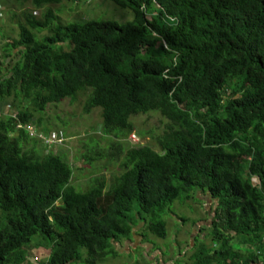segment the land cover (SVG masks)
<instances>
[{
	"label": "trees",
	"instance_id": "1",
	"mask_svg": "<svg viewBox=\"0 0 264 264\" xmlns=\"http://www.w3.org/2000/svg\"><path fill=\"white\" fill-rule=\"evenodd\" d=\"M4 1L43 11L11 7L16 34L0 36V109L16 112L0 115V264H24L31 242L40 264H102L138 223L166 237L161 215L194 190L215 205L212 244L194 238L175 264H264V0H108L131 11L124 22ZM64 99L100 110L84 159L115 162L110 185L98 172L75 190L72 167L43 151L46 107ZM150 112L163 120L156 151L127 141Z\"/></svg>",
	"mask_w": 264,
	"mask_h": 264
},
{
	"label": "rangeland",
	"instance_id": "2",
	"mask_svg": "<svg viewBox=\"0 0 264 264\" xmlns=\"http://www.w3.org/2000/svg\"><path fill=\"white\" fill-rule=\"evenodd\" d=\"M14 4L10 5L4 0H0V6L3 7V16L1 17L0 15V22H3V26H0V36L5 34L3 32H6L9 36H15L16 34L15 26L9 23L13 19L11 7L14 9V12L16 9L19 10V14L23 10L29 9L37 17H40L43 11V8L34 9L30 4H16L17 7L13 6ZM55 5L54 3L51 4V8L60 21H75V19L84 18L89 20L124 22L132 18L131 11L121 9L108 0H74L73 3H70L69 0H61L59 3L60 9H55ZM26 13L27 11L23 12V14ZM46 31V28L41 30L32 29L37 38L41 36L39 33L44 32L42 34L44 35ZM2 42L0 39V46ZM80 99L78 98L77 100ZM98 111L100 112V110H93L85 114L81 111L79 103H77V106L75 102L68 104L67 100L64 99L58 104H49L46 107L45 115H43L45 126L49 129L48 138L55 142V145L48 148L47 151H43L45 153L51 151L60 154L66 163L72 167L70 185L77 191H83L89 184V179L94 178L98 172L102 174L106 184L110 185L113 181L111 177L112 171L116 170V163L110 161L108 157L94 162L85 161L92 154L87 151L88 148L84 144L92 143L91 137L98 142L101 140L99 137V126H97L100 120ZM14 113L15 111L11 115H14ZM161 121L163 120L155 112L132 117L131 122L134 124V130L128 134V143L130 145H147L156 151L154 140L159 134ZM27 131L31 137L40 138V135L32 127H28ZM35 147L36 149H42L41 143H37ZM74 167L75 169L73 170ZM256 183L257 181L252 179V185H256ZM196 192V190L190 192V198L188 199H186L185 194H181L178 199L169 204L164 210L161 219L165 222V228H167L166 238H157L146 231L143 232V236L142 224L136 225L131 231L133 240L129 244L126 243L124 245L122 240H120V243L113 244L115 250L120 255L116 254L114 257L108 256L109 258H105L106 260L102 264H156L158 263L156 261L160 251L163 255H166L171 252H169V249H171L169 247L175 246V240H171V238L177 239L175 242L178 246L182 245L183 248V234L190 230L191 224L196 221H200L198 225V222L193 224L196 225L197 233L206 235L208 232L206 235L207 240L204 237H201L200 240H204L207 244H212L209 228L212 224V213L215 205L210 202L211 199L207 194L201 191ZM206 211L209 212V217H207ZM205 213L206 217L204 216ZM194 232L191 231L189 234ZM33 244L31 242V247H29L27 253V260L24 264H40L47 256V251L45 253L40 252L37 248L34 249ZM163 260L168 261V264H173L176 259L170 256H163L159 263L161 264ZM186 261H188V258L183 260V262Z\"/></svg>",
	"mask_w": 264,
	"mask_h": 264
},
{
	"label": "crops",
	"instance_id": "3",
	"mask_svg": "<svg viewBox=\"0 0 264 264\" xmlns=\"http://www.w3.org/2000/svg\"><path fill=\"white\" fill-rule=\"evenodd\" d=\"M13 111V110H12ZM6 114H8L9 112L7 111V112H5ZM4 113V114H5ZM209 196V195H208ZM210 202H212L213 203V200H210ZM214 204V203H213ZM206 213L208 214L207 215V217H209V212H207L206 211ZM206 213L204 214V216L206 217ZM198 222V223H197ZM194 223H197V225L200 223V221H196V222H194ZM193 223V224H194ZM193 224H191V226H190V230H188L185 234H183V248H182V245H177V243L175 242L177 239H173V238H171V240H175L174 241V244H175V246L173 247V245L172 246H170L169 248H171V249H169V254H166V255H163L162 254V252L160 251V253H159V255H158V258H157V261L156 262H158L159 263V261L161 260V257H163V256H170V257H172V258H174V259H176V260H174V262H173V264H175V261H177V259L178 258H182V259H186V258H188V256L190 255V253H191V250H192V246L194 245L193 243H194V238H198L199 240L201 239V237H204L205 238V240H207V238H206V235H202L201 233H197V228H196V225H193ZM137 225H141V224H137ZM192 227V228H191ZM191 231H195L194 233H191V234H189V232H191ZM174 234V233H173ZM167 237V236H166ZM166 237H164V238H166ZM164 238H162V239H164ZM120 240H122V242H123V244L125 245L126 243H130L133 239H132V234H130V236L128 237V238H123V239H119V240H117V241H114V242H112V245L114 244V243H120ZM173 242V241H172ZM113 247H114V249H115V246L113 245ZM158 248V247H157ZM187 248V249H186ZM162 250V249H161ZM116 251V250H115ZM175 251V252H174ZM188 252V253H187ZM116 253H117V251H116ZM186 253H187V255H186ZM117 255L119 256L120 254H118L117 253ZM186 255V256H185ZM136 258V257H135ZM134 258V259H135ZM31 263V262H30ZM26 264H29V263H26ZM160 264V263H159ZM161 264H168V261H166V260H163L162 262H161Z\"/></svg>",
	"mask_w": 264,
	"mask_h": 264
},
{
	"label": "built area",
	"instance_id": "4",
	"mask_svg": "<svg viewBox=\"0 0 264 264\" xmlns=\"http://www.w3.org/2000/svg\"><path fill=\"white\" fill-rule=\"evenodd\" d=\"M3 109H0V115L3 113H5V112H9L8 114L9 115H11L12 113H13V111H12V109H11V106H10V104H5V105H3V107H2ZM12 117H15L16 116V112L14 113V115H11ZM28 127H26V129H27ZM49 137V136H48ZM132 137H133V135H132ZM54 141L52 140V139H49V138H46V139H44V143H47L48 145H50L51 143H53Z\"/></svg>",
	"mask_w": 264,
	"mask_h": 264
}]
</instances>
